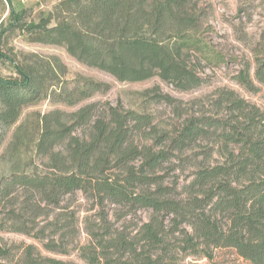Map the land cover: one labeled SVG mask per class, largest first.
Segmentation results:
<instances>
[{
  "label": "trees",
  "instance_id": "obj_1",
  "mask_svg": "<svg viewBox=\"0 0 264 264\" xmlns=\"http://www.w3.org/2000/svg\"><path fill=\"white\" fill-rule=\"evenodd\" d=\"M0 1V61L11 67L0 73V147L14 126L0 155L10 163L0 230L35 240L0 243V264H79L60 257L73 252L85 264H264V109L222 87L160 128L147 106L175 99L158 87L140 93L141 110L87 102L111 85L8 45L20 34L118 81L156 76L179 91L233 63L230 79L264 101V15L253 36L241 28L252 1L233 26L250 57L214 42L201 0H58L35 14ZM42 100L58 107L20 119Z\"/></svg>",
  "mask_w": 264,
  "mask_h": 264
},
{
  "label": "rangeland",
  "instance_id": "obj_2",
  "mask_svg": "<svg viewBox=\"0 0 264 264\" xmlns=\"http://www.w3.org/2000/svg\"><path fill=\"white\" fill-rule=\"evenodd\" d=\"M57 1L58 0H11V3L13 6H30L33 9V14H35L51 10ZM246 1H252V4L254 5V15L251 21L242 17L244 22L241 25V28L249 33V35L253 36L259 31L260 21L264 15V10L262 9V7L264 8V0H201L200 4L202 6L211 7L213 10V18L211 22L216 32V35H213L214 42L225 52L228 51L235 55L244 54L245 56L250 57L246 43L242 40H238L233 30L234 24L238 22L236 17L238 7L246 4ZM8 11V4L5 1H3V3L0 1V21L7 18ZM8 45L16 52L36 53L43 56H59L68 68V78H73L76 74H81L95 80L108 82L111 85L106 93L95 95L87 102L100 100L114 103L120 101L126 108L129 107L141 110L143 107L142 95L140 93L155 86L158 87L161 92L168 93L175 99L171 105L164 102H158L150 103L147 106L148 111L153 113L154 122L160 128L171 129L173 124L178 121V112L182 115H185L184 112L186 111L195 112L200 108L201 102H203L208 95L222 87L235 89L245 99L264 109V101L259 93L249 92L230 79L229 71L238 67V65L233 63L214 69L213 71L207 70L206 74L209 75V81L200 87L187 91H179L156 76L140 82L118 81L112 75L103 70L78 62L74 57L68 54L64 47L60 45L31 42L26 40L25 37L20 34L13 36L9 40ZM0 73L2 75L11 74V67L0 61ZM56 107H58V105L53 104L49 100H42L24 108L20 119H23L27 114L35 112L43 113ZM74 108L75 107H69L65 109L71 111ZM13 130L14 126L7 131L4 142L0 147V155L10 141ZM28 155H30V149L23 152L21 157L25 158ZM9 166L10 163L0 157V177L9 173ZM22 242L31 243L35 242V240L21 233L0 230L1 244L6 243L10 245ZM60 257L63 259L74 260L79 264H85L77 256L76 252Z\"/></svg>",
  "mask_w": 264,
  "mask_h": 264
}]
</instances>
